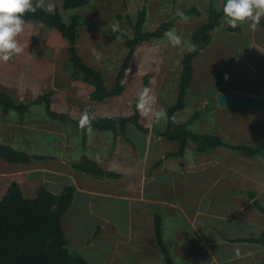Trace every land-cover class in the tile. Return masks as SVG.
I'll return each instance as SVG.
<instances>
[{"label": "rangeland", "instance_id": "374dc122", "mask_svg": "<svg viewBox=\"0 0 264 264\" xmlns=\"http://www.w3.org/2000/svg\"><path fill=\"white\" fill-rule=\"evenodd\" d=\"M53 2L55 8L51 13L59 9L66 23H70L74 14L82 16L75 47L87 64L104 73L108 88L112 89L129 53L126 36L134 37L133 27L140 11L147 10L144 31H155L161 24L172 21L173 30L182 36L185 42H191L193 32L209 21L211 7L221 9L226 0H88L84 7L69 11L64 10L63 0ZM193 7L201 12V16L191 15L182 19L178 15ZM236 28L238 30H232L223 18L221 25L213 32L212 43L195 60V76L187 93V106L176 113L177 122L182 123L188 121L196 112H201L199 120L190 125L192 132L212 134L213 128L221 129L233 125L246 127L264 123V116L252 118L241 111L225 108L213 111L199 109L204 101L210 105L215 103L218 92L216 90L219 87L218 76L224 71H229L233 75V78L227 81L229 85L234 84L240 89L253 91L264 88V27L259 24L256 30H252L247 23H243ZM18 40L23 45V53L7 62L0 61V92L9 93L25 104L33 103L43 94L53 92L52 109L68 114L70 121L50 119L46 115L44 104L31 105V112L28 114L12 112L4 119L8 125L1 126L4 122L0 121V143L12 144L17 150L27 152L31 156L34 154L45 156V159L34 158L29 164L0 159V168L8 173L15 171L17 174L34 166L50 167L69 174L72 172L81 187L97 188L104 193L116 189L117 193H123L125 187L122 182L98 179L78 172L73 168V164L86 155L102 167L121 173L120 170L127 169L123 162L124 156L129 152L132 153L134 165L143 162L142 155L145 152L147 135L130 123L125 134L128 141L120 133L115 135L111 131L103 133L92 130L88 133L87 144L84 146L83 135L76 129L73 120L80 119L81 114L88 109L93 87L72 76L70 58L73 44L57 30L35 21H25L24 32ZM93 49L100 54L99 59L94 55ZM186 52V48L181 50L172 46L166 37L141 43L127 71L124 81L125 93L93 104L95 117L131 116L137 111V93L145 87L149 88L151 94L156 97V106L164 108L167 113V119L159 121L141 116L142 124L150 130L147 147L152 148V153L148 155V159L153 164L159 161L162 155L179 148L177 142L160 138L154 128L161 131L165 129L168 109L177 102L180 72ZM231 75L225 74L226 78H230ZM3 117L5 116L0 108V120ZM230 132L232 133L231 130ZM231 133L229 137L232 138ZM241 133L243 134V131ZM242 138L243 136L232 139L236 143ZM117 148L118 160L122 164H113L116 155H112L111 151ZM187 148L184 160L190 159L196 151L192 148V142ZM70 158L76 160L70 163ZM260 164L264 174V162ZM34 172L28 177L18 175L8 179L21 183L28 198H36L41 187L61 194L66 185H74L70 178L63 177L57 182L56 187L52 188L51 179L45 176L44 171ZM77 175L83 178L82 181H79ZM0 190L2 194V189ZM79 201L76 200L73 211L66 217V229L69 234H76L79 225L85 226L86 228L78 233L79 237H83L87 236L86 232L94 229L95 224L88 220L86 225H83L84 221L80 218L83 212L79 209ZM261 201L264 204V197ZM93 204L92 211L105 215L106 219H110L112 211L109 208L111 210L113 208L116 211V222L122 230L125 229L129 210L127 202L98 197ZM165 238L171 247L176 241L175 226L170 225ZM191 242L194 248L196 241L193 237ZM69 248L73 253H79V250L75 252L78 247L75 250L69 244ZM176 261L180 263L178 256Z\"/></svg>", "mask_w": 264, "mask_h": 264}, {"label": "crops", "instance_id": "0c3cea01", "mask_svg": "<svg viewBox=\"0 0 264 264\" xmlns=\"http://www.w3.org/2000/svg\"><path fill=\"white\" fill-rule=\"evenodd\" d=\"M222 74L223 85L227 89L217 93L235 91L259 97L262 100V109L222 107L217 98L215 103H212L214 107L209 108L210 104L204 101L199 109L213 111L225 108L241 111L252 118L264 116V88H259V91L240 89L234 84H228L227 81L233 78L229 71ZM225 74L231 75L230 78H226ZM6 118L0 120L4 122L1 126L8 125L7 121H4ZM212 131V135L220 137L229 145L263 148L262 154L248 158L238 150L225 146L202 153L198 144L192 141V148L196 151L190 159L184 160L188 148L179 157H169V154L179 151V148H176L175 151L162 155L161 159L153 164L148 159V155L152 153V148L147 147L148 133L145 152L142 155L143 162L134 165L132 153L129 152L124 156L123 162V166H127L126 171L120 170L121 173H117L103 167L121 175L119 179L108 180L122 182L125 187L123 193H117L116 189L104 193L97 188L81 187L72 172L69 174L50 167L34 166L17 174L15 171L8 173L0 168V201L6 194L4 192L14 182L9 181V177H28L36 170L44 171L45 176L51 179L52 188L56 187L63 177L70 178L76 187V194L71 208L63 218V227L70 246L75 250L79 248L75 252L79 250L78 255L84 257L87 264H165L162 247L156 239L157 216L162 218L163 245L169 249L174 264H178L177 256L180 258L179 264H260L264 258L263 246L239 240L258 238L264 231V215L254 206V199L250 197V194L254 193L255 199L264 206L261 201L264 197V174L260 164L264 162V123L246 127L233 125L221 129L213 128ZM230 133L232 138H243L235 143L234 139L229 137ZM118 152V148L111 151L112 155H116L113 164L121 163L118 160ZM72 160L76 159L70 158L69 162H74ZM259 164L261 171L258 170ZM77 177L82 181L81 176ZM98 197L127 202L129 210L124 230L116 222V211L113 208H109L112 211L110 219L92 211L93 203ZM76 200H80L78 203L83 212L80 217L84 221L83 225H86L88 220L95 224L94 229L86 232L87 236L83 237H79L78 233L85 229V226L79 225L76 234H69L66 229V217L73 211ZM170 225L175 226L176 232V241L171 247L165 238ZM192 237L196 241L194 248Z\"/></svg>", "mask_w": 264, "mask_h": 264}, {"label": "trees", "instance_id": "16d2710c", "mask_svg": "<svg viewBox=\"0 0 264 264\" xmlns=\"http://www.w3.org/2000/svg\"><path fill=\"white\" fill-rule=\"evenodd\" d=\"M87 4L88 0H63V8L66 11L79 9ZM222 9L211 7L209 10V21L193 32L191 43L197 45V48L192 52L187 51L184 55L177 102L168 109V122L165 129L161 131L154 128L158 136L179 144V151L169 154V157L183 155L192 141L198 144L199 151L202 153L209 149L225 146L238 150L248 158H254L262 154L263 148L260 147L232 146L216 135L192 132L190 125L199 120L200 111L196 112L186 122L178 123L176 120V113L187 106V93L195 76V60L212 43L213 32L221 25V21L224 18ZM183 14L186 18L191 15L201 16V12L196 7L184 10ZM24 19L25 21L45 24L57 30L73 44L70 58L72 76L85 81L93 87L87 109L90 115H93L94 102H102L125 93L126 85L124 81L137 47L143 42L164 38L165 31L174 28V22L171 21L161 24L155 31H144L147 21V10L143 9L140 11L138 20L133 27L134 37L126 36L129 53L116 77L114 87L109 89L104 73L87 64L75 47L78 39V28L82 25V16L80 14L72 15L70 23H66L59 9H56L55 13H51L45 8H41L34 14L27 13ZM260 25L264 27V18L261 19ZM232 30H238V28H232ZM222 77V74L218 76L219 87L216 91H226L227 89L223 85ZM52 96L53 92L43 94L35 102L25 104L17 101L13 95L0 92V108L4 116L8 117L12 112L28 114L31 105L44 104L46 115L50 119L61 122L70 121L68 114L56 112L52 109ZM210 107H214V105H210ZM73 122L76 129L82 133L83 145L86 146L89 132L80 128L79 119L73 120ZM130 123L144 134L150 132L149 128L142 124L141 115L137 111L131 116L95 117L92 120L91 127L92 130L103 133L111 131L115 135L120 133L125 137ZM125 139L128 141L126 137ZM34 158L45 159V156H31L27 152L17 150L11 145L0 143V159L13 163L29 164ZM73 168L78 172L86 173L98 179L121 178L120 174L105 170L98 162L86 155L79 162L74 163ZM75 194L76 187L74 185L65 187L61 194H54L45 187H41L36 198H28L24 194L22 185L19 182H13L0 201V264H87L84 257L73 253L69 249V241L63 227V218L71 208ZM250 197L254 199V206L264 215V206L258 199H255V194H250ZM155 233L157 242L164 253L165 264H174L169 249L163 245L161 216L156 218ZM239 241L258 243L264 248V231L258 238L241 239ZM260 264H264V258Z\"/></svg>", "mask_w": 264, "mask_h": 264}, {"label": "clouds", "instance_id": "9594fccd", "mask_svg": "<svg viewBox=\"0 0 264 264\" xmlns=\"http://www.w3.org/2000/svg\"><path fill=\"white\" fill-rule=\"evenodd\" d=\"M46 8L52 12L55 8L53 0H0V61L7 62L14 56L23 53V45L18 37L24 32L25 19L27 13H35L38 9ZM223 16L225 23L231 28H236L240 24L247 23L250 29L256 30L262 18H264V0H226L223 6ZM182 19H186L183 13H178ZM164 36L168 42L175 47L188 52L195 51L197 45L190 41L185 42L183 37L175 30L165 31ZM97 59L100 54L93 49ZM156 97L151 94L147 87L137 93L136 110L144 118H154L159 121L167 119L166 110L157 107ZM95 117L85 110L79 119L81 129L92 132V120Z\"/></svg>", "mask_w": 264, "mask_h": 264}, {"label": "water", "instance_id": "95a60500", "mask_svg": "<svg viewBox=\"0 0 264 264\" xmlns=\"http://www.w3.org/2000/svg\"><path fill=\"white\" fill-rule=\"evenodd\" d=\"M217 102L222 107H233L249 110H261L262 100L259 97L235 91L219 92Z\"/></svg>", "mask_w": 264, "mask_h": 264}]
</instances>
